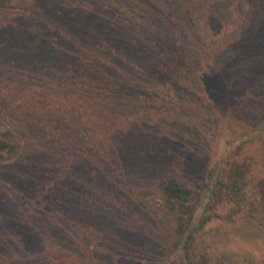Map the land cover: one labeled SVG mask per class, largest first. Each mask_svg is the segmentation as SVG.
I'll return each mask as SVG.
<instances>
[{"label":"rangeland","instance_id":"rangeland-1","mask_svg":"<svg viewBox=\"0 0 264 264\" xmlns=\"http://www.w3.org/2000/svg\"><path fill=\"white\" fill-rule=\"evenodd\" d=\"M124 19L163 30L155 51L179 44L184 62L117 88L105 71L128 62ZM92 43L111 51L88 61ZM263 82L264 0H0V140L15 152L0 159V264H188L165 176L213 213L198 249L264 264V212L210 210L202 190L241 161L264 176Z\"/></svg>","mask_w":264,"mask_h":264},{"label":"trees","instance_id":"trees-1","mask_svg":"<svg viewBox=\"0 0 264 264\" xmlns=\"http://www.w3.org/2000/svg\"><path fill=\"white\" fill-rule=\"evenodd\" d=\"M64 6L68 7L69 5L65 4ZM33 11L39 15L44 14L43 9L35 8ZM75 14L77 13L75 12ZM63 15L64 14L61 15V19H63ZM80 16L79 24L85 23L89 19L86 14ZM118 25V33L128 34V32L132 30L130 34L133 35L130 37L128 34L126 45L120 48V52L123 54V56H120L121 59L123 61L126 59L129 63L127 62L124 64L119 71L112 67L105 71L115 84L123 81L122 77L125 78L126 76L137 75V73L151 69L152 71H155V69L157 71L162 70V67L157 66L156 63L169 62L168 64L174 63L173 65L177 66L184 62L188 49H179V44L173 51L169 50L165 52L161 48L158 49V52L155 51L158 47H163L165 42L163 30L154 32L155 34H150L147 33L143 24L137 25L138 30H133L131 28V26H133L132 23L127 19L118 22ZM81 31L85 32V29ZM87 37L88 40L91 41L90 35L88 36V34H86L84 38ZM150 49H152V52ZM104 51L109 52L111 48H107L106 46L102 48L92 43L90 48L82 49V53L80 54L85 55L88 61H93L103 57L101 56V52ZM184 51L185 53L183 54ZM153 52L154 54L151 55ZM193 65H195L194 60L192 64H189V71ZM14 74L15 71L13 70L12 75ZM100 85L101 83L99 81H94L87 84L84 89L92 90L96 88L98 90ZM117 88H119L118 84ZM256 92L258 95L264 96V82L258 85ZM262 105V119L264 120V100L262 101ZM35 106H37V102L31 104V110H34ZM50 109V106H44L43 108V110L47 112H49ZM76 126L81 130L84 127V123L80 121ZM10 146L12 145L8 144L6 141L0 140V159L6 160L8 156L12 157L15 154V152L10 153L7 150ZM13 151H15V149H13ZM250 169L251 166H249L247 162L241 161L240 163L232 165L223 177L217 175L203 184L202 190L205 191V195L209 194L211 196L210 210L216 208L223 202H228L233 204L232 216L242 210L249 212L251 215L264 212V176H257L255 179L250 175ZM159 188L165 195V200H163L161 204L164 209L172 214L173 220L176 222V227L178 228V234H181L182 237L180 254L182 259L188 264H229L232 258H234L233 254L216 253L210 249L200 250L196 246L198 240L196 234L199 231H204L206 226L214 220L213 213H211V211L208 212L205 208L201 214L197 215V200L200 197V194H198L199 192L192 189L189 184L182 181L177 176H165L160 178ZM215 216L217 218L220 217L219 214H215Z\"/></svg>","mask_w":264,"mask_h":264}]
</instances>
